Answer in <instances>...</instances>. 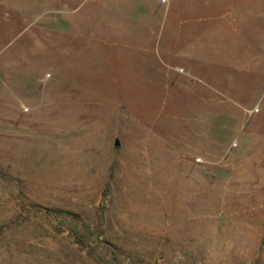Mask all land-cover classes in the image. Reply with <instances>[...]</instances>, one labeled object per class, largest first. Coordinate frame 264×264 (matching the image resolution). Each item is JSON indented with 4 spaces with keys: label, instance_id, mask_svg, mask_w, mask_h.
<instances>
[{
    "label": "rangeland",
    "instance_id": "obj_1",
    "mask_svg": "<svg viewBox=\"0 0 264 264\" xmlns=\"http://www.w3.org/2000/svg\"><path fill=\"white\" fill-rule=\"evenodd\" d=\"M0 264H264V0H0Z\"/></svg>",
    "mask_w": 264,
    "mask_h": 264
},
{
    "label": "water",
    "instance_id": "obj_2",
    "mask_svg": "<svg viewBox=\"0 0 264 264\" xmlns=\"http://www.w3.org/2000/svg\"><path fill=\"white\" fill-rule=\"evenodd\" d=\"M113 145L118 146V140L117 139L114 140Z\"/></svg>",
    "mask_w": 264,
    "mask_h": 264
}]
</instances>
